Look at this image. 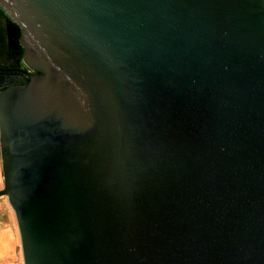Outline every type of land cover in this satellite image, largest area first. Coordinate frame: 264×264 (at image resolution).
I'll list each match as a JSON object with an SVG mask.
<instances>
[{"label":"water","instance_id":"obj_1","mask_svg":"<svg viewBox=\"0 0 264 264\" xmlns=\"http://www.w3.org/2000/svg\"><path fill=\"white\" fill-rule=\"evenodd\" d=\"M23 63L0 157L24 264H264V0H0Z\"/></svg>","mask_w":264,"mask_h":264},{"label":"flooded vegetation","instance_id":"obj_2","mask_svg":"<svg viewBox=\"0 0 264 264\" xmlns=\"http://www.w3.org/2000/svg\"><path fill=\"white\" fill-rule=\"evenodd\" d=\"M24 48L21 30L0 6V94L15 82H9L18 75L38 74L29 71L23 63Z\"/></svg>","mask_w":264,"mask_h":264},{"label":"rangeland","instance_id":"obj_3","mask_svg":"<svg viewBox=\"0 0 264 264\" xmlns=\"http://www.w3.org/2000/svg\"><path fill=\"white\" fill-rule=\"evenodd\" d=\"M3 186V174L1 169V157H0V188ZM7 197L1 195L0 196V228L3 229L6 227L8 229V233L6 232L3 239L5 240L6 244L4 245V249L0 250V264H15L14 258L16 257L14 244L11 240H16L11 235V225L12 217H11V206L9 203L7 204ZM12 243V245H11ZM19 245V242H18ZM3 248V247H2ZM7 258H12L10 261L5 260Z\"/></svg>","mask_w":264,"mask_h":264},{"label":"bare ground","instance_id":"obj_4","mask_svg":"<svg viewBox=\"0 0 264 264\" xmlns=\"http://www.w3.org/2000/svg\"><path fill=\"white\" fill-rule=\"evenodd\" d=\"M4 197H5V195H4ZM6 201H7V204H8L9 203L8 198H7ZM9 205H10V203H9ZM11 217H12V223H13L11 225V235L13 236V238H15L19 242V246H20V249L18 247L17 264H24L23 254H22V249H21V238L19 237L18 228H17V224H16V220H15V216H14L13 210L11 211ZM2 245L4 246V244H2Z\"/></svg>","mask_w":264,"mask_h":264},{"label":"crops","instance_id":"obj_5","mask_svg":"<svg viewBox=\"0 0 264 264\" xmlns=\"http://www.w3.org/2000/svg\"><path fill=\"white\" fill-rule=\"evenodd\" d=\"M8 229H6V227L5 228H3V229H1L0 228V250H2V249H4L5 247L2 245V244H6V242H5V240L3 239V237H4V235H5V233L7 232L8 233ZM11 242L14 244V247H16L15 248V253H16V257L14 258V261H15V263L17 264V253H18V247H19V249H20V246L18 245V241L17 240H11ZM12 243H11V245H12ZM3 247V248H2ZM21 249H22V246H21ZM12 258H7V259H5V260H8V261H10ZM12 261V260H11Z\"/></svg>","mask_w":264,"mask_h":264}]
</instances>
